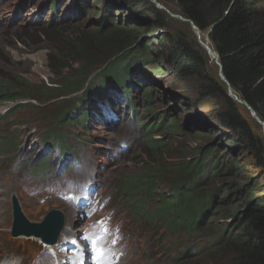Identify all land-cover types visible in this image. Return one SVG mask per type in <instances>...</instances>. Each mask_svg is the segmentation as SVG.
Masks as SVG:
<instances>
[{"label":"rangeland","instance_id":"rangeland-1","mask_svg":"<svg viewBox=\"0 0 264 264\" xmlns=\"http://www.w3.org/2000/svg\"><path fill=\"white\" fill-rule=\"evenodd\" d=\"M167 1L168 7L159 3L169 11L175 9L174 1ZM140 11L141 7L132 9L123 0H0V83L19 88V78L26 80L19 89L23 98L4 100L0 93V145L6 144L0 148V264H92L88 257L92 240L96 250L109 249L110 259L104 258V264L219 261L220 255L195 254L193 247L208 246L213 234L233 225L232 219L220 214L213 222L209 219L212 211L219 210L223 196H216L204 213L205 228L187 234L161 218L134 215L122 189L141 172L159 167L156 189L137 190V195L146 196L142 211L148 214L157 209L160 191H173L179 162L197 161L208 145L227 162L241 144L214 119L209 106L214 98L199 99L197 85L177 81L165 71L167 53L159 37L166 29L194 36L189 23L169 14L167 25L158 26L154 16ZM121 23L136 27L137 36L133 45L119 49L116 32L126 33L116 27ZM202 39H207L206 32ZM144 44L151 61L130 68V95L109 86L105 101L92 105L97 95L93 79L102 65L120 55L131 58L138 54L131 51L134 46ZM97 58H103L100 65L86 72L87 81L77 90L59 97L51 94L39 102L41 92L53 80L80 83L86 61ZM215 61L210 55L212 69ZM147 100L153 102L152 109ZM166 114L177 118L176 128L164 123ZM155 122L161 125L148 133ZM152 135L164 143L156 155L146 145ZM60 149L64 151L61 157L56 155ZM240 155L239 159L245 157ZM244 159L236 162L244 178L264 181V173ZM200 181L205 191L221 184L211 172H204ZM14 198L31 222L42 220L52 208L61 210L64 226L55 244L10 234ZM219 223L221 228L212 230ZM65 241L72 247L65 248Z\"/></svg>","mask_w":264,"mask_h":264},{"label":"trees","instance_id":"trees-1","mask_svg":"<svg viewBox=\"0 0 264 264\" xmlns=\"http://www.w3.org/2000/svg\"><path fill=\"white\" fill-rule=\"evenodd\" d=\"M123 1L132 9L141 7L142 14L154 16L158 26L165 27L170 19L169 13L157 7L151 0ZM158 1L168 7L167 0ZM173 1L175 9H170L171 11L191 19L199 27L202 37L204 32L208 34L209 44L219 54L221 71L232 91L246 101L264 122V0ZM116 27L120 31H126L125 34L116 32L120 37L118 48L133 45L137 36L134 32L136 27L123 23ZM100 29L101 26L98 27L99 31ZM159 40L163 53H167L165 71L171 72L177 81L190 80L197 85L199 99L214 98L215 103L209 105L214 112V119L221 128L232 134L233 141H239L241 144L238 145L237 151H234L236 156H230L227 162H222L218 158L212 145L199 152L197 161L179 162L180 173L174 180L173 191L168 194L160 191L157 209L148 214L142 211L146 204V196L143 198L137 195V190L156 189L154 183L161 176V172L159 167L141 172L136 179L133 178L122 186L129 199V209L141 218L154 220L161 218L168 221L177 231L196 234L199 229L205 228L204 213L210 209L215 197L221 195L223 197L219 210L216 213L212 211L209 219L213 222L216 214H220L223 219H232L233 225L221 228L219 223L215 225L216 228L212 227L214 231L221 229L216 235H212L214 239L208 246L193 247L195 251L193 252L195 254L208 252L214 257L220 255L219 261H215L214 264H264V181L259 179L249 182L244 178L245 175L239 172L240 165L236 163L238 160H245L246 157L248 164L264 173V131L261 130L259 123H255L256 120L246 106L228 94L227 82L220 74L219 64L215 61L212 69L210 55L200 44L196 34L189 36L178 29L174 31L166 29V33L159 37ZM134 47L131 51H137V55L132 54L131 58L116 56L108 63L105 62L102 69L96 73L100 79L97 77L93 79L92 85L96 87L93 94L97 95L92 105L99 100L105 101L103 98L107 95L109 86L122 88L128 96L133 91V82L131 86L128 85L132 77L130 68L151 61L144 52L146 44ZM102 59L86 61L81 73L82 79L76 85L68 79L51 81L41 92L43 96H39V102H44L51 94L59 97L77 90L78 86L87 81L86 72L96 68V63L100 65ZM18 81L19 88H15V85L9 87L5 82L0 83L2 99L17 101L24 97L19 89H22L21 83H25L26 80L20 77ZM148 91L146 89V96L151 94ZM147 101L149 109H152L153 102ZM114 110L110 109L115 112ZM163 121L168 122L171 129L176 128L178 122L177 118H170L169 114L164 116ZM160 125L157 122L152 123L147 132H154ZM163 144L153 135L146 142L147 147L155 155V150L161 148ZM3 147H6V144L0 145V148ZM63 152L59 150L60 155H63ZM226 154L230 155L229 152ZM240 154H245V157L239 159ZM210 155L212 158L207 160ZM204 172H211L213 178L220 179L221 184L215 190H201L200 176Z\"/></svg>","mask_w":264,"mask_h":264},{"label":"water","instance_id":"water-1","mask_svg":"<svg viewBox=\"0 0 264 264\" xmlns=\"http://www.w3.org/2000/svg\"><path fill=\"white\" fill-rule=\"evenodd\" d=\"M159 8L164 9L167 11L171 16H179L182 21L188 22L190 25V28L195 34L197 35L198 41L200 44L205 48V50L208 52L209 55H211L214 59H216V62L219 64V71L222 76V78L227 82L225 79L222 71H221V65L218 61L219 54L217 51L211 50V46L209 45V38L207 36V39L204 41L201 38V31L199 27L189 18L184 17L181 14L172 13L171 11L167 10L159 1L152 0ZM208 35V34H207ZM227 91L228 94L234 98V100H237L239 103L246 106L248 111H250L253 118L262 124L263 131H264V122L260 119V117L256 114L255 111L244 101L241 99L237 93L232 91L231 87L229 86L227 82ZM12 212H13V220L11 224V235L13 237L17 236H26V237H38L41 239V241L45 244H55L58 240V235L64 226V217L60 209L52 208L48 210L44 216L43 219L36 222L29 221L26 216L23 214L21 207L17 201L16 198L12 201Z\"/></svg>","mask_w":264,"mask_h":264},{"label":"snow or ice","instance_id":"snow-or-ice-1","mask_svg":"<svg viewBox=\"0 0 264 264\" xmlns=\"http://www.w3.org/2000/svg\"><path fill=\"white\" fill-rule=\"evenodd\" d=\"M84 239H88V237H84ZM91 245H92L93 250H95V247H96V241H95V240H92V241H91ZM96 264H104V262L98 260V261L96 262Z\"/></svg>","mask_w":264,"mask_h":264},{"label":"clouds","instance_id":"clouds-1","mask_svg":"<svg viewBox=\"0 0 264 264\" xmlns=\"http://www.w3.org/2000/svg\"><path fill=\"white\" fill-rule=\"evenodd\" d=\"M13 201V200H12ZM18 201V200H17ZM18 203H19V201H18ZM11 205H12V202H11ZM19 205H20V203H19ZM20 207H21V205H20ZM21 210H22V208H21ZM23 212V211H22ZM24 214V213H23ZM12 215H13V212H12ZM25 215V214H24ZM27 218V217H26ZM12 220H13V218H12ZM30 221V220H29ZM12 224V223H11ZM10 234H11V228H10ZM18 237V236H17ZM24 237H26V236H24ZM27 238H30V237H27ZM109 249L108 248H106V250H105V253H109V251H108ZM91 253V252H90ZM90 255V254H89ZM106 255V254H105ZM105 255H103V256H105ZM113 257H115V256H113ZM116 258V257H115Z\"/></svg>","mask_w":264,"mask_h":264},{"label":"bare ground","instance_id":"bare-ground-1","mask_svg":"<svg viewBox=\"0 0 264 264\" xmlns=\"http://www.w3.org/2000/svg\"><path fill=\"white\" fill-rule=\"evenodd\" d=\"M202 34V33H201ZM202 36V35H201ZM202 38V37H201ZM205 41V40H204ZM211 50H213L212 48H211ZM57 156H59V157H61V155L59 154V151L57 152V154H56ZM63 160H65L64 158H63ZM66 161V160H65ZM85 176V175H84ZM78 177V176H77ZM80 178H82V177H80ZM83 179V178H82ZM19 237V236H18Z\"/></svg>","mask_w":264,"mask_h":264}]
</instances>
